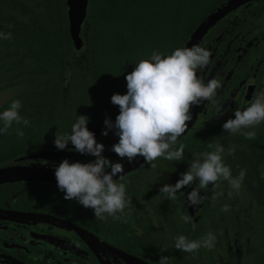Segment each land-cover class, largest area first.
<instances>
[{
  "label": "trees",
  "instance_id": "trees-1",
  "mask_svg": "<svg viewBox=\"0 0 264 264\" xmlns=\"http://www.w3.org/2000/svg\"><path fill=\"white\" fill-rule=\"evenodd\" d=\"M230 1L88 0L80 30L84 44L76 49L66 0H0V92L16 89L0 104V166L96 170L128 157L171 93L194 33ZM262 64L264 0H251L203 35L187 69L182 104L159 147L140 166L93 184L9 182L0 185V194L18 193L21 185L29 203L37 192V210L81 227L104 226L93 231L106 240L107 234L121 233L116 215L127 218L131 210L146 239L165 243L154 247L173 264H264L261 179L231 184L227 210L223 198L206 201L195 228L183 233L193 246L182 245L175 228L191 224L183 202L184 166L195 152L207 160L229 120L209 125L208 114L220 98L210 86L197 119L185 128L202 95L191 82L203 83L201 90L206 83L232 86L250 71L214 67ZM248 137L262 140L264 148L262 136ZM216 162L228 160L221 156Z\"/></svg>",
  "mask_w": 264,
  "mask_h": 264
},
{
  "label": "flooded vegetation",
  "instance_id": "flooded-vegetation-1",
  "mask_svg": "<svg viewBox=\"0 0 264 264\" xmlns=\"http://www.w3.org/2000/svg\"><path fill=\"white\" fill-rule=\"evenodd\" d=\"M214 68L248 70L250 73L243 77V80L230 84L232 86H226L225 82L206 83L205 89L201 90L203 83L191 82L196 88L195 91L202 95L207 92L208 96L207 87L210 86H213V91L220 95L216 101L218 106L213 107L208 114L211 122L209 125L213 127L216 126L215 123H221L228 118L229 120L223 124L226 134L220 135L211 143V149L206 156L207 160L195 152L190 165L184 166V172L187 175L182 178L183 202L191 224L190 227L183 225L175 227L179 232L180 243L184 246L194 245V242L188 238L185 240L183 233L195 228L198 217L204 213L206 201L211 199L219 201L223 198L224 208L227 210L231 197V184L249 182L254 179H261L264 182V148L260 144L262 140L248 137L254 135L264 138V64L254 67L218 66ZM252 75L254 77L250 81ZM222 115L224 117L220 119ZM254 142L256 144H253ZM221 156L224 160H228L227 165L216 166V161ZM245 169L252 171L242 172ZM194 171L197 173L192 176L191 173ZM24 181L36 180L10 182ZM192 181H196L200 187L205 188L202 194V209L198 215L193 214L186 205V199L189 196L188 186ZM4 183L9 182H3L0 185ZM23 189L24 187L20 185L18 193L0 194V264H137L118 255L114 249L133 255L148 264H173L169 256L154 247L155 245L163 246L165 243L146 239L141 227L134 223L131 210L127 218L119 213L116 215L119 223L117 228L121 229V233L118 230L119 232L107 234L109 240H106L103 234L98 235L93 231L100 226L81 227L69 219L55 216L51 211L37 210L34 206L38 199L37 192L32 193V201L29 203L30 195L28 192L24 193ZM218 210L214 208L211 212H218ZM12 211L21 212V215L13 214ZM101 217L103 218V215ZM60 219L69 221L73 225L61 222ZM101 229H104V226H101L99 230ZM154 248L157 250H153Z\"/></svg>",
  "mask_w": 264,
  "mask_h": 264
},
{
  "label": "water",
  "instance_id": "water-1",
  "mask_svg": "<svg viewBox=\"0 0 264 264\" xmlns=\"http://www.w3.org/2000/svg\"><path fill=\"white\" fill-rule=\"evenodd\" d=\"M87 1L88 0H66L69 33L76 49L82 48L84 44L83 39L80 36V30L82 22L86 16ZM248 1L251 0H231L213 12L199 26L182 57L171 93L154 120L149 132L141 139L138 147L128 157L116 164L96 170H79L72 167H54L37 164H12L0 166V183L16 180H45L54 183L93 184L123 176L136 169L156 151L176 116L185 96L187 69L193 53L203 35L206 34L209 28L220 18ZM253 77L254 76L252 75L250 81L253 80ZM206 98L207 92L195 102L192 114L185 128H188L193 124ZM149 112L150 110L145 111L144 115H147ZM223 117L224 115H222L220 119ZM204 190L205 188L200 187L196 181H192L188 186L189 196L186 199V205L193 214L198 215L201 212L203 205L202 194ZM12 213L21 215V212L12 211ZM60 221L73 225L71 222L63 219H60ZM114 250L118 255L127 260L133 261L137 264H148L121 250Z\"/></svg>",
  "mask_w": 264,
  "mask_h": 264
},
{
  "label": "rangeland",
  "instance_id": "rangeland-1",
  "mask_svg": "<svg viewBox=\"0 0 264 264\" xmlns=\"http://www.w3.org/2000/svg\"><path fill=\"white\" fill-rule=\"evenodd\" d=\"M16 91L15 88H8L0 92V104L6 100L8 97H10L12 94H14ZM197 172H192L191 175L194 176Z\"/></svg>",
  "mask_w": 264,
  "mask_h": 264
}]
</instances>
